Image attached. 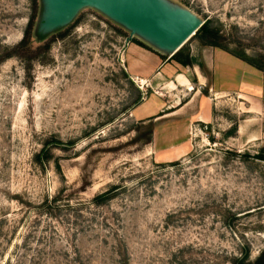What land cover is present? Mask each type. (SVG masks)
I'll use <instances>...</instances> for the list:
<instances>
[{
  "label": "rangeland",
  "instance_id": "1",
  "mask_svg": "<svg viewBox=\"0 0 264 264\" xmlns=\"http://www.w3.org/2000/svg\"><path fill=\"white\" fill-rule=\"evenodd\" d=\"M167 1L209 22L218 49L264 66V0ZM42 13V0H0V264L253 263L264 102L219 94L212 121L189 131L184 108L136 120L160 90L128 71L130 32L86 8L44 36Z\"/></svg>",
  "mask_w": 264,
  "mask_h": 264
},
{
  "label": "crops",
  "instance_id": "2",
  "mask_svg": "<svg viewBox=\"0 0 264 264\" xmlns=\"http://www.w3.org/2000/svg\"><path fill=\"white\" fill-rule=\"evenodd\" d=\"M189 52L193 64L184 66L153 47L128 45L124 58L132 77L147 84V88L160 90L135 106L131 116L144 120L162 113L169 119L184 108L186 114H195L194 118H184L189 131L193 121L202 124L212 121L213 99L219 94L237 93L243 100L254 98L264 102L263 72L218 48L197 43ZM181 89L184 93L183 97L178 95L181 103L172 105V98ZM194 99H199L198 108L188 109Z\"/></svg>",
  "mask_w": 264,
  "mask_h": 264
},
{
  "label": "water",
  "instance_id": "3",
  "mask_svg": "<svg viewBox=\"0 0 264 264\" xmlns=\"http://www.w3.org/2000/svg\"><path fill=\"white\" fill-rule=\"evenodd\" d=\"M38 32L44 36L69 26L86 8L99 11L130 32L127 44L141 38L174 56L205 24L195 13L167 0H42Z\"/></svg>",
  "mask_w": 264,
  "mask_h": 264
},
{
  "label": "trees",
  "instance_id": "4",
  "mask_svg": "<svg viewBox=\"0 0 264 264\" xmlns=\"http://www.w3.org/2000/svg\"><path fill=\"white\" fill-rule=\"evenodd\" d=\"M199 38L200 42L203 46L207 47H216V48H222L220 46V39L221 37L219 36L218 33H215L214 31L210 30V25L209 22H206L196 33V35L193 38ZM24 42L22 43L30 45V42L28 40H23ZM182 50H180L178 53H176L174 56H172V60L184 65V66H191L193 64V59L190 54H187L186 56H183ZM236 56V55H235ZM239 59L249 63L251 66L264 71V66L252 61L251 59H246L245 57H239ZM242 263V262H241ZM243 264V263H242ZM250 264H264V251L262 254L253 262Z\"/></svg>",
  "mask_w": 264,
  "mask_h": 264
},
{
  "label": "bare ground",
  "instance_id": "5",
  "mask_svg": "<svg viewBox=\"0 0 264 264\" xmlns=\"http://www.w3.org/2000/svg\"><path fill=\"white\" fill-rule=\"evenodd\" d=\"M104 15V14H103Z\"/></svg>",
  "mask_w": 264,
  "mask_h": 264
},
{
  "label": "built area",
  "instance_id": "6",
  "mask_svg": "<svg viewBox=\"0 0 264 264\" xmlns=\"http://www.w3.org/2000/svg\"><path fill=\"white\" fill-rule=\"evenodd\" d=\"M142 83V82H141Z\"/></svg>",
  "mask_w": 264,
  "mask_h": 264
}]
</instances>
